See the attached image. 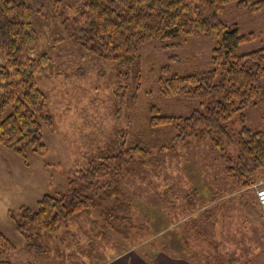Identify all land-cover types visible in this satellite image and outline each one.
I'll return each mask as SVG.
<instances>
[{
  "label": "rangeland",
  "instance_id": "1",
  "mask_svg": "<svg viewBox=\"0 0 264 264\" xmlns=\"http://www.w3.org/2000/svg\"><path fill=\"white\" fill-rule=\"evenodd\" d=\"M16 1L41 10L34 21L38 53L50 61L36 83L52 126L44 133L46 152L28 154L27 166L0 147V232L15 246L12 264H264V218L255 198L264 172L246 187L225 172L223 156L235 159L238 154L240 122L228 126L232 143L222 148L206 138L189 146L175 143L174 150L163 153L153 148L146 160L136 154L119 184L122 198L131 203L129 214L124 223L112 222L113 230L103 226L101 211L93 210L61 226L57 236L41 239L40 253L25 249L10 216L19 217L21 207L35 210L45 194L76 187L78 171L112 140L128 135L129 146L156 142V134L147 133L151 104L168 114L188 115L197 102L161 98L157 70L169 66L186 74L208 69L216 39L190 38L181 48L167 47L177 39L146 44L139 67L119 68L123 82L116 64L86 53L70 37L77 0H61L56 8L48 0ZM221 20L235 24L241 34H254L238 54L264 46V9L250 14L231 4ZM263 120L264 103L245 111L248 128L262 129Z\"/></svg>",
  "mask_w": 264,
  "mask_h": 264
},
{
  "label": "trees",
  "instance_id": "2",
  "mask_svg": "<svg viewBox=\"0 0 264 264\" xmlns=\"http://www.w3.org/2000/svg\"><path fill=\"white\" fill-rule=\"evenodd\" d=\"M48 1L53 8L61 2ZM231 4L250 14L264 9V0H77L70 37L86 53L116 64L123 82L119 68L139 67L140 49L146 44L177 39L167 47L181 48L190 38L216 39V43L208 69L178 74L169 66L158 68L155 83L161 98L183 97L197 106L188 115H175L151 104L147 133L156 134V142L140 140L129 146L128 135L120 142L112 140L78 171L76 187L45 194L35 210L21 207L19 217L10 216L26 250L40 253L44 239L57 236L61 226L93 210L101 211L103 226L112 230V222L124 223L131 203L122 198L120 180L136 154L146 160L153 148L163 153L174 150L175 143L189 146L206 138L222 148L232 143L228 126L240 122L237 157L223 156L226 175L246 187L257 172H264V126L245 125V111L264 103V46L238 54V47L254 39V34H241L235 24L221 20ZM40 16L39 8L23 1L0 0V147L13 152L25 166L28 154L46 152L44 133L52 126L51 116L44 113L46 97L36 83V75L50 61L46 53H38L41 44L34 21ZM14 253L15 246L0 232V264H12Z\"/></svg>",
  "mask_w": 264,
  "mask_h": 264
},
{
  "label": "built area",
  "instance_id": "3",
  "mask_svg": "<svg viewBox=\"0 0 264 264\" xmlns=\"http://www.w3.org/2000/svg\"><path fill=\"white\" fill-rule=\"evenodd\" d=\"M256 187L255 198L261 208L262 216L264 218V182L257 184Z\"/></svg>",
  "mask_w": 264,
  "mask_h": 264
}]
</instances>
